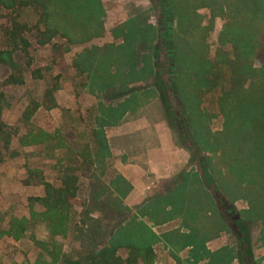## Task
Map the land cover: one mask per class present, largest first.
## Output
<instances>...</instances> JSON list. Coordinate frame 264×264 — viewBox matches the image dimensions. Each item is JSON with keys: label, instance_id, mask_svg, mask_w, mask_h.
<instances>
[{"label": "rangeland", "instance_id": "1", "mask_svg": "<svg viewBox=\"0 0 264 264\" xmlns=\"http://www.w3.org/2000/svg\"><path fill=\"white\" fill-rule=\"evenodd\" d=\"M74 2L67 29L44 44L45 27L37 10L0 7V50L10 49L6 31L12 23L21 26L14 67L0 63V231L8 229L13 218L30 220L22 239L0 238V264H50L49 254L34 243L51 239L35 198L44 194V182L58 186L69 171L78 176V190L69 231L54 238L62 251L55 264H87L102 247L122 245L124 240L150 242L154 264H264V192L244 189L239 194L236 188L232 202L204 185L201 164L208 159L215 175L224 172L219 156L210 150L209 134L222 129L217 100L230 88L233 69L243 64L258 69L264 63V0ZM95 7L100 9L99 27L89 17ZM167 9L172 13L170 25ZM132 33L131 57L112 63L121 46L131 44ZM175 45L176 62L170 55ZM174 65L178 82L200 70L215 71L220 77L215 88L201 93L200 102L194 101L188 83L172 87ZM121 66L122 75L116 71ZM11 74L23 82H8ZM211 74L208 77L214 78ZM103 78L112 84L103 83ZM155 78L164 84L170 112L153 86ZM130 81L135 85L128 88ZM128 89L137 93L127 96ZM180 94L191 99V105L185 98L184 104ZM32 103L40 107L26 120L23 113ZM126 119L140 125L131 139L153 138L149 123L165 120L176 144L191 149L196 157L183 169L188 172L175 177L173 186L170 180L154 184L145 175L147 196L160 189L174 191L151 197L139 208L138 201L128 200L132 187L112 169L108 145L113 138L125 148L138 147L127 136L112 133ZM41 132L52 137L32 141ZM192 134L201 141V152ZM123 246L117 253L126 258Z\"/></svg>", "mask_w": 264, "mask_h": 264}, {"label": "trees", "instance_id": "2", "mask_svg": "<svg viewBox=\"0 0 264 264\" xmlns=\"http://www.w3.org/2000/svg\"><path fill=\"white\" fill-rule=\"evenodd\" d=\"M75 3L74 0H0V7L8 10H16L23 7H33L40 15V22L43 23L45 30L42 35L44 39L42 44L47 43L51 38L55 37L61 29H67L69 24L66 18L71 17L72 7L71 3ZM257 5V4H256ZM168 24L172 19V13L170 9H167ZM99 16L100 9L95 7L92 11L91 17L93 23L97 24L99 27ZM20 27L17 22L12 23V27L7 29L6 37L8 40V45L10 47L0 50V63L6 64L10 67H14L13 54L14 49L20 40ZM99 29V28H97ZM89 30L88 32H90ZM171 39L173 37L172 30L168 31ZM129 46H121L120 54L113 56V62H119L120 59H129L131 57V52L133 48V39ZM127 37V36H126ZM145 36L142 35L144 39ZM251 35L248 36L250 40ZM249 41L246 42L244 46L245 52L247 50ZM127 44V40L125 45ZM7 45V46H8ZM174 46V43H172ZM132 47V48H131ZM175 48H172L170 55L174 62L179 59L178 54H176ZM252 47L250 46L249 49ZM87 62V60H86ZM126 64V63H125ZM129 68H133V63L127 62ZM113 66V65H112ZM175 66V65H174ZM173 68V67H172ZM117 73L121 75L124 73V66L116 67ZM175 71H173V88L179 89V87L187 83L191 86V99L194 101L199 100V96L205 90H212L218 83L220 74L215 71H197L195 76L192 74H186L185 80L178 82L179 71L177 66H175ZM211 72H213L214 78L208 77ZM234 78L231 82V86L228 90L224 91L217 100V106L219 114L223 117V126L219 132H211L210 150L214 154L215 158L219 156L220 161L223 164L224 172L217 176L209 167V160H202L204 173L202 177V182L205 186L213 187L215 193L221 194L229 198L232 202L235 200V194L232 190L239 188V194L241 190L245 193L244 189L248 193L261 195L264 192V63L261 64L260 68H251L246 65H242L241 68L236 67L233 69ZM248 73V74H247ZM116 74V73H115ZM155 77L157 73H154ZM212 75V74H211ZM112 77V75H109ZM105 77V76H103ZM103 83H107L108 79L103 78ZM114 80V79H113ZM156 82L153 85L158 92L160 101L163 104L165 111L171 110L170 100L167 96L164 88V84ZM8 82L12 84L22 83L21 78L9 76ZM180 83V84H179ZM112 82L108 81V85ZM113 86H115L113 84ZM178 91V90H177ZM129 94L137 93L134 90H127ZM183 93V92H182ZM188 96L186 94H183ZM180 99L185 104L192 103L191 99L186 97L184 101L183 96L179 95ZM40 107L39 104L32 103L29 105L23 116L26 120H30L32 115ZM189 108V106H188ZM188 112V110H187ZM1 113V108H0ZM186 113V109H185ZM172 126V125H171ZM0 126V131L3 132ZM172 128V127H171ZM52 137L47 132H41L32 137V141L41 142ZM192 137L196 142V148L198 152L203 150V145L199 139H197L193 134ZM6 144H8V140ZM102 147H106V141L101 140ZM190 152L189 163H194L196 160L193 151L188 148ZM229 180V182H228ZM78 176L72 172H67L60 185L56 186L49 182H44V194L42 196L35 198V203L42 207V212L40 213L41 219L46 223L51 239L49 241H40L34 239V243L40 249L46 251L51 257L50 264H55L59 261L61 257V246L55 242L54 238L58 236H65L69 231V223L71 218L72 209V199L77 195L78 190ZM228 183H230L228 185ZM247 183V185H245ZM233 186V187H229ZM244 187V188H243ZM250 188V189H248ZM243 197V196H242ZM34 214V213H33ZM30 220L26 217L13 218L10 221L9 228L0 231V238L7 236L14 240H20L24 236ZM242 231L246 232V226L244 222H240ZM124 244L112 243L110 246L102 247L95 254L90 256L87 264H154L155 252L151 243L141 242H122ZM124 245V246H123ZM123 246L126 248L127 257L123 258L118 255V247Z\"/></svg>", "mask_w": 264, "mask_h": 264}, {"label": "crops", "instance_id": "3", "mask_svg": "<svg viewBox=\"0 0 264 264\" xmlns=\"http://www.w3.org/2000/svg\"><path fill=\"white\" fill-rule=\"evenodd\" d=\"M130 82L127 85L128 88L135 85L134 81ZM127 96H129V92ZM128 113H132V111L128 110ZM149 124H152L153 138L150 135H142L137 139H131L129 135L135 131L134 129L140 128V125H137V122L130 123L127 119L121 125L112 128L115 137L123 139L127 136L126 139L134 140L133 142L138 144V147L130 148L126 146L129 148L127 149L118 142L119 139L109 138L108 140V145L113 153L110 155L111 160L114 161L112 169L115 171L116 176L124 178L125 183L132 187L128 200L138 201L137 208L144 206L145 202L151 197L174 191V189L167 191L166 189H160L161 192L155 193L153 191L148 193L147 196L146 185L143 181L145 175H150L152 177L151 182L154 184L157 183L158 185L162 182L165 184L170 180V184L173 186L175 177L184 171L183 169L190 160L188 148L176 144L171 127L165 120L160 119ZM188 171L187 169L184 172Z\"/></svg>", "mask_w": 264, "mask_h": 264}]
</instances>
